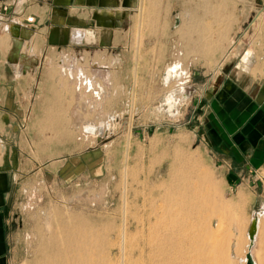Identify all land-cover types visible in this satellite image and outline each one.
I'll list each match as a JSON object with an SVG mask.
<instances>
[{"label":"rangeland","instance_id":"1","mask_svg":"<svg viewBox=\"0 0 264 264\" xmlns=\"http://www.w3.org/2000/svg\"><path fill=\"white\" fill-rule=\"evenodd\" d=\"M140 3L127 0L125 4L129 20L123 28L128 33L118 51L122 65L116 66L122 80L112 73L115 81L108 82V72L99 69L104 67L100 56L107 51L96 49L94 55L84 51L85 70L81 65L76 70H82L92 86L61 78L54 85L58 98L42 99L46 107L37 128L29 131L27 139L20 136L22 152L10 207L14 223L11 264H35L41 242L49 236L47 225L55 214L87 220L96 228L107 230L111 243H117L124 203L130 260L135 245L145 239L136 231L137 222L148 216L154 218L151 212H161L165 191L185 186L179 175L189 176L191 192L198 188L197 178L192 175L195 178L190 179V174L195 173H190L187 166L192 161L200 173L214 179L219 196L213 197L214 211L205 222L198 223L204 215L183 216L191 223L178 263L198 264L218 245V264H245L251 217L264 207V194L255 179L258 167L250 165L249 170L245 163H232L238 178L231 186L230 173L224 174L210 153V133L201 126L203 100L194 96L196 82L183 85L186 80L182 76L167 83L164 76L174 64H181L186 74L190 68L192 72L200 71L202 65L217 73L225 71L229 80L235 81L248 68L243 63L247 60L244 55L254 47L252 64L257 62L259 68L256 64L252 75L264 78V3L144 0L136 59ZM175 17L181 27L173 32ZM52 51L53 57H61ZM110 72L115 73L113 68ZM168 96L176 100L170 112L165 104ZM176 151L181 155L179 161L174 159ZM240 184H244L246 193H237ZM217 205L224 207L220 213L216 212ZM253 247L256 251L257 244ZM221 249L228 251L226 260L220 257ZM118 259L116 246L111 260Z\"/></svg>","mask_w":264,"mask_h":264},{"label":"crops","instance_id":"2","mask_svg":"<svg viewBox=\"0 0 264 264\" xmlns=\"http://www.w3.org/2000/svg\"><path fill=\"white\" fill-rule=\"evenodd\" d=\"M126 1L0 0V264H11L14 252L10 207L22 152L20 136L27 139L29 131L37 128L46 107L42 99L58 98L54 85L61 78L75 80L79 85H84L80 80L89 79L82 70H76L77 65L85 70L84 51L92 55L96 49L107 51L100 56L104 67L99 69L108 72V82L115 81L114 75L122 80L116 69L122 65L119 53L128 33L123 28L129 20ZM30 15L35 17V24L26 23ZM175 19L179 21L177 26ZM180 23L175 17L173 32L181 27ZM10 26L20 29L19 36L10 34ZM139 31L137 25L136 59L141 42ZM165 43L171 45L167 40ZM253 48L244 55L247 60L243 63L248 68L239 79L231 81L225 71L217 73L200 65V71L192 72L190 68L187 74L184 72L183 85L196 82L194 96L203 100L201 126L210 133V153L224 174L230 173L231 186L238 178L231 164L245 163L246 169L250 165L258 167L255 179L264 194V78L252 75L256 64L259 68L257 62L252 64ZM53 49L60 58L52 56ZM108 54L110 57H106ZM133 65L137 67V60ZM112 68L115 73L110 72ZM54 70L59 72L54 74ZM78 71L82 73L80 79ZM198 99L195 102H200ZM245 191L244 184L237 187V193Z\"/></svg>","mask_w":264,"mask_h":264},{"label":"bare ground","instance_id":"3","mask_svg":"<svg viewBox=\"0 0 264 264\" xmlns=\"http://www.w3.org/2000/svg\"><path fill=\"white\" fill-rule=\"evenodd\" d=\"M140 5V14L142 13V16L141 22L139 17V24L141 23L139 32L141 39L143 28L142 0ZM9 31L13 36H19L20 34V29L18 31L12 26L9 27ZM22 34L23 37L28 36V34ZM135 70L136 68L134 67V71ZM183 74L184 72H182L180 66L174 64L166 70L164 81L167 83L172 80L177 81ZM84 81L85 82L82 84L89 88L92 86L90 79H84ZM134 82L135 81H133V88L135 86ZM132 94H134V90H132ZM175 101L176 100H174L172 96L166 98L165 104L168 112L174 108ZM180 156L181 155L176 151L174 157L175 161L181 160ZM190 164H187L189 167V169H187L190 173H195H189L191 175L190 179L193 176L197 178L198 188L191 192V190H189V176L179 175L183 183H185L186 188L183 185L184 187H180L179 189L170 188L165 191L162 196V201L165 206L162 208L161 212H151L154 218L148 216L146 219L142 218L143 220L139 219L137 222L136 231L144 236L145 239L142 240V238V242L140 241L141 243L138 242L139 244H137V246L135 245V252L134 254L131 252L133 258L130 257V260L126 250L127 223L126 204L124 203L122 206L121 230L120 233H118L119 240L117 243H111V238L109 239L107 230L96 228L94 226L95 224L91 225L87 220L75 216L55 214L52 221L47 225L49 236L42 240V248L35 264H179L178 257L185 249L184 240L186 239V230H188L187 226L191 223L184 220L183 216L186 215V218L187 216L193 218L195 215H204V219L202 218L203 220L198 223L205 222V219L214 211L212 206L214 205L213 197L219 196L218 189L213 181L214 179L208 174L200 173L195 162L192 161V165ZM125 177L127 178V170L124 178ZM169 177L170 176H168V178ZM123 181H125V179ZM124 185L126 187V181ZM215 207L217 209L216 212L224 208L218 205ZM254 244H257V250L255 251L254 247L251 250L253 260L255 264H264V207L260 208L258 211L257 233ZM116 246L119 251V259L117 262L111 260L112 251ZM216 247H218V245L215 246L213 252L201 257L198 264H218L219 261H217V258L219 253L217 254ZM227 253V250L221 249L220 257L226 260L228 257ZM233 264H236V262Z\"/></svg>","mask_w":264,"mask_h":264},{"label":"water","instance_id":"4","mask_svg":"<svg viewBox=\"0 0 264 264\" xmlns=\"http://www.w3.org/2000/svg\"><path fill=\"white\" fill-rule=\"evenodd\" d=\"M179 24L178 19H175V25L177 26ZM259 210L255 211L252 214L251 221L248 228V239H249V245L247 249V253L245 255V264H255L253 257L251 255V250L254 246L255 242V236L257 233V213Z\"/></svg>","mask_w":264,"mask_h":264},{"label":"built area","instance_id":"5","mask_svg":"<svg viewBox=\"0 0 264 264\" xmlns=\"http://www.w3.org/2000/svg\"><path fill=\"white\" fill-rule=\"evenodd\" d=\"M262 3H264V0H260ZM27 24H35V17L33 15H30L26 17L25 19Z\"/></svg>","mask_w":264,"mask_h":264},{"label":"flooded vegetation","instance_id":"6","mask_svg":"<svg viewBox=\"0 0 264 264\" xmlns=\"http://www.w3.org/2000/svg\"><path fill=\"white\" fill-rule=\"evenodd\" d=\"M81 75H82V73L80 72V71H78V79H80L81 78ZM84 79H87V78H84ZM80 83H83V82H85L84 80L83 81H79ZM86 86V85H85ZM87 87V86H86Z\"/></svg>","mask_w":264,"mask_h":264}]
</instances>
